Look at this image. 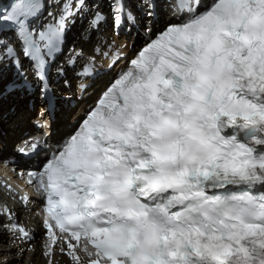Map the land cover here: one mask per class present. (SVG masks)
<instances>
[{
    "label": "snow or ice",
    "instance_id": "obj_1",
    "mask_svg": "<svg viewBox=\"0 0 264 264\" xmlns=\"http://www.w3.org/2000/svg\"><path fill=\"white\" fill-rule=\"evenodd\" d=\"M101 76L18 173L31 194L0 185L20 205L0 193V241L35 254L30 210L44 264H264V0H0V124L9 95L38 91L43 118Z\"/></svg>",
    "mask_w": 264,
    "mask_h": 264
},
{
    "label": "bare ground",
    "instance_id": "obj_2",
    "mask_svg": "<svg viewBox=\"0 0 264 264\" xmlns=\"http://www.w3.org/2000/svg\"><path fill=\"white\" fill-rule=\"evenodd\" d=\"M74 33H78L77 28H74L72 30ZM74 40L72 36H70V43ZM103 79H98L96 81L97 84H99ZM96 89V87L94 88ZM19 96V95H17ZM16 96V97H17ZM88 100V97H87ZM11 101L12 103L17 104V113L12 114L8 113L5 118H3L2 124H0L1 130H4L5 132L2 134L0 130V137L2 139H5L6 143H14L15 141H19L22 139V132L30 129V125H28L29 121L33 118V113L36 112V108L32 110V112H28V109H26L25 104H23V99L16 100V98H13L12 96H8L7 99H5L4 106H3V112L7 111L5 108L6 102ZM82 106H85L86 101L80 103ZM37 106V104H36ZM62 109L60 110L59 114V125H63V127L66 126L67 122H69L70 118L73 115H77L80 111V107L77 106L74 110H64V114H67L68 118L66 120L61 119L62 115ZM32 114V115H31ZM35 117V116H34ZM35 119V118H34ZM8 122V124H6ZM17 122V125H14V123ZM6 124V129H3L4 125ZM48 132V130H46ZM62 131L57 130L55 134V138H57L60 134H62ZM1 146V144H0ZM0 193H4L5 197L7 198L8 204L13 208H19L20 205L16 203L14 200H12L10 197H7L6 190L2 187H0ZM32 215V212L29 210H21L19 218L24 222L30 224V217ZM29 217V220L27 219ZM0 247L8 248L12 247V252L10 255L7 256V259L12 261V264H44V260L38 256V254L35 252V254L31 251H27L23 254V256H20L15 247L9 245L8 243V236L7 234L4 235L3 241H0Z\"/></svg>",
    "mask_w": 264,
    "mask_h": 264
},
{
    "label": "rangeland",
    "instance_id": "obj_3",
    "mask_svg": "<svg viewBox=\"0 0 264 264\" xmlns=\"http://www.w3.org/2000/svg\"><path fill=\"white\" fill-rule=\"evenodd\" d=\"M6 124H8V122ZM6 124L4 125L3 129H6Z\"/></svg>",
    "mask_w": 264,
    "mask_h": 264
}]
</instances>
